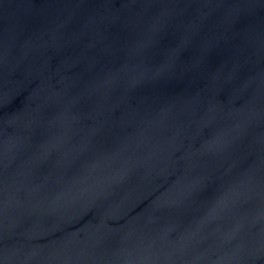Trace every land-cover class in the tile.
I'll use <instances>...</instances> for the list:
<instances>
[{
  "label": "water",
  "instance_id": "1",
  "mask_svg": "<svg viewBox=\"0 0 264 264\" xmlns=\"http://www.w3.org/2000/svg\"><path fill=\"white\" fill-rule=\"evenodd\" d=\"M0 264H264V0H0Z\"/></svg>",
  "mask_w": 264,
  "mask_h": 264
}]
</instances>
